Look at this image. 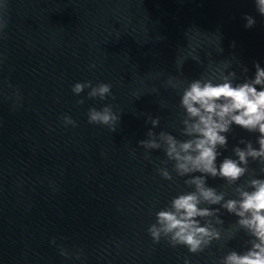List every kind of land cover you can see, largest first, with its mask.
<instances>
[{
  "label": "water",
  "instance_id": "water-1",
  "mask_svg": "<svg viewBox=\"0 0 264 264\" xmlns=\"http://www.w3.org/2000/svg\"><path fill=\"white\" fill-rule=\"evenodd\" d=\"M151 7L0 0V264H157L138 143L149 139ZM89 81L110 95L72 91ZM107 105L120 120L89 123Z\"/></svg>",
  "mask_w": 264,
  "mask_h": 264
},
{
  "label": "clouds",
  "instance_id": "clouds-1",
  "mask_svg": "<svg viewBox=\"0 0 264 264\" xmlns=\"http://www.w3.org/2000/svg\"><path fill=\"white\" fill-rule=\"evenodd\" d=\"M256 10L264 17V0H254ZM244 27L252 28L256 20L252 15L245 14ZM255 79L234 84L229 73L220 82L213 79H196L183 89L180 106L184 109L185 119L181 135L187 139H177L168 132H161L163 151L168 162H173V170L177 176L185 177L184 183L194 186V191L181 192L173 197L168 206L156 213V222L149 227V233L154 242H159L163 235L175 247L183 245L190 253L203 252L213 241L221 239V231L217 225L223 220L220 210L201 207L202 204L220 205L224 200L223 193H217L214 187L206 186L208 177L219 178L229 184L235 183L248 172L249 158L264 165V68L258 62L254 63ZM245 71L247 69L245 68ZM260 85V89H257ZM85 88H90L89 98L104 100L111 93V85L99 83L92 86L91 82L76 83L72 91L80 94ZM82 104L83 100L77 101ZM88 120L92 124L114 126L120 117L116 115L111 105L101 110L90 108ZM65 124L75 122L70 117L64 118ZM149 122L155 127L159 118ZM232 125L243 128L251 133H258L259 148H253L251 141L246 147L233 149L236 158L225 156L219 164L217 159L222 153L219 148H226L228 140L224 133L231 130ZM147 140L138 143L145 149H160L162 145L151 138L154 133L149 130ZM244 165V166H242ZM166 180L173 176L167 169H158ZM264 171V168H262ZM250 190H239V199H228L221 207L229 214L236 216L237 228L243 229L250 237L243 252L231 250L222 256L219 264H264V179H252ZM204 218H211L205 220ZM213 220L215 223H213ZM184 264H190L185 258Z\"/></svg>",
  "mask_w": 264,
  "mask_h": 264
}]
</instances>
